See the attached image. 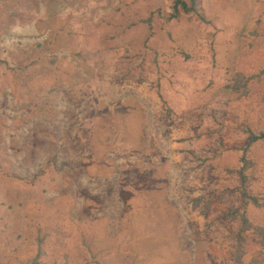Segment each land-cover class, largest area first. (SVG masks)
Instances as JSON below:
<instances>
[{"label": "rangeland", "instance_id": "obj_1", "mask_svg": "<svg viewBox=\"0 0 264 264\" xmlns=\"http://www.w3.org/2000/svg\"><path fill=\"white\" fill-rule=\"evenodd\" d=\"M173 1L0 0V264H233L221 216L264 129V0L166 23ZM234 72L260 79L240 95ZM247 160L264 204V140ZM247 215L264 227V206Z\"/></svg>", "mask_w": 264, "mask_h": 264}, {"label": "trees", "instance_id": "obj_2", "mask_svg": "<svg viewBox=\"0 0 264 264\" xmlns=\"http://www.w3.org/2000/svg\"><path fill=\"white\" fill-rule=\"evenodd\" d=\"M171 12L162 13L163 10H158L159 14L162 13L163 17L166 19V23L172 20H176L180 18L181 14H187L188 16L200 15L199 12V0H174L172 3ZM147 22V21H146ZM149 27L150 20H148ZM151 35V32H150ZM151 37L147 38V48H150L148 45V40ZM153 56H156V50H151ZM159 63H155V67H159ZM255 78L260 79V75H245L241 72H234L230 74L229 83L226 85L227 88L233 93H239L240 95H247L250 91V87L253 83L252 80ZM159 98L162 100L161 102L164 104L165 100L162 94L161 89L157 91ZM246 132V130H245ZM249 138L243 147L236 148L235 150L238 152L239 156V167L238 168H229L232 173L237 177V183L233 186L228 187L229 190H234L239 192V204L237 206H232L228 208L226 211L222 213V218L226 220H237L239 221V229L237 232V247L233 252V264H242V260L245 256V248L243 245L246 243V234L251 235V240L255 243L261 250V254L264 253V227L259 225H254L250 222L247 215L248 207H260L264 206L262 203L263 200L258 197L255 193L254 189L250 186L251 177H249L250 164L247 160V154L249 148L254 145L256 141L264 140V129L259 131L249 130ZM192 140V138H189ZM200 202L205 203L206 207H208L211 203V194H206L204 196L195 198L194 204L198 205ZM207 211V210H206ZM263 257V256H262ZM252 262L254 264H264V257L260 259H253ZM32 264H37L36 259Z\"/></svg>", "mask_w": 264, "mask_h": 264}, {"label": "crops", "instance_id": "obj_3", "mask_svg": "<svg viewBox=\"0 0 264 264\" xmlns=\"http://www.w3.org/2000/svg\"><path fill=\"white\" fill-rule=\"evenodd\" d=\"M64 70H65V68H63ZM75 69V68H74ZM76 70V69H75ZM63 72V71H62ZM76 73L77 74H75L76 75V77L78 78L77 80H76V82L74 83L75 85H77V84H79V85H81V86H84L83 84L86 82L85 81V79L84 78H82L79 74H80V72L79 71H77L76 70ZM60 75H62V74H60ZM81 77V78H80ZM73 85V84H72ZM163 94V93H162ZM157 95H158V93H157ZM159 97V96H158ZM163 97H164V94H163ZM130 100L131 99V96L130 97H128V98H124L123 100H121L122 101V103H124V105L123 106H125V103H126V100ZM131 101V100H130ZM167 105H168V103H167ZM139 108H140V111L141 110H143L142 109V106L140 107L139 106ZM139 122H144V117L141 115L140 116V118H139ZM140 126V125H139ZM142 129V128H141ZM141 129H140V131H141ZM142 132V131H141ZM142 136V135H141ZM258 142V141H257ZM188 149V148H187ZM185 154H187V155H190L191 153H194V154H196L195 152H193L192 150H187V151H183ZM147 160V158L146 159H144L142 162L140 161L139 163H140V165H146L145 163V161ZM207 162V161H206ZM136 165V164H135ZM147 165H148V163H147ZM131 169H135V168H132V164H130V167H129V170H131ZM146 169H148V168H146ZM148 171V170H147ZM128 178V177H127ZM126 177H125V179H124V186L125 187H129V188H131V186L134 184L133 183V179H132V176L131 177H129L128 179H127ZM228 191L229 192H237V191H234V190H229L228 189ZM239 193V192H238ZM202 195V194H201ZM239 204V199H238V203H237V205ZM237 205H234V206H237ZM231 207V206H230ZM230 207H228V208H230ZM227 208V209H228ZM226 209V210H227ZM226 210H224V211H226ZM223 211V212H224ZM235 221H237V220H235ZM239 222V221H238Z\"/></svg>", "mask_w": 264, "mask_h": 264}]
</instances>
